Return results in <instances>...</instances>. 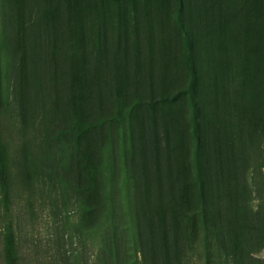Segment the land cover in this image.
Wrapping results in <instances>:
<instances>
[{
  "label": "rangeland",
  "instance_id": "obj_1",
  "mask_svg": "<svg viewBox=\"0 0 264 264\" xmlns=\"http://www.w3.org/2000/svg\"><path fill=\"white\" fill-rule=\"evenodd\" d=\"M24 2L32 19L26 41L44 44L39 87L26 91L37 119L30 131L66 129L74 117L87 130L72 171L51 163L30 187L12 183L9 205L0 184V249L13 216L28 264H96L97 235L76 227L80 204L94 221L107 189L118 209L116 164L125 162L129 209L141 230L137 264H264V0H183L184 27L177 0ZM190 87L199 105L208 231ZM113 115L124 117L125 156ZM20 128L17 107L4 108L0 136L11 152ZM107 171L115 173L111 185L100 179ZM75 181L80 192L71 189Z\"/></svg>",
  "mask_w": 264,
  "mask_h": 264
},
{
  "label": "trees",
  "instance_id": "obj_2",
  "mask_svg": "<svg viewBox=\"0 0 264 264\" xmlns=\"http://www.w3.org/2000/svg\"><path fill=\"white\" fill-rule=\"evenodd\" d=\"M179 23L184 27L182 21L183 0H177ZM23 5H26L24 0H0V114L6 107H17L21 120L22 140L15 152H11L7 142L0 136V164L6 163V166L0 167V184L5 197H7L9 205L12 200L11 185L12 183H20L26 189L33 184V180H39L47 171V166L51 163L62 168L64 172H70L72 168V159L75 149L78 148L80 136L87 130V124L79 121L77 118H72L68 128L48 132L47 130L42 135L32 134L31 127H35L36 116L30 118L29 112L34 109L29 108V99L26 96V91L32 87L38 88L35 66L39 59L44 44L39 42L28 43L27 36L30 33L32 26L31 16L26 17L27 13H22ZM31 12L30 8H25ZM186 31L187 51L191 50L193 45L192 34ZM34 45L37 46V51L32 53ZM189 56V54H188ZM188 66L192 74L193 82L196 79L195 63L192 57H188ZM191 103L193 106V122L194 132L197 142V179L199 182V193L201 198V213L203 214L204 228L207 230L206 222V195L204 185L203 161L201 159L200 145V119L199 105L193 93L192 87L189 89ZM151 107L154 108L153 103ZM117 114L120 112L117 111ZM120 123V132L123 135L121 141L120 154L125 156L123 118L116 115L112 116ZM42 122L39 126L42 127ZM54 149V150H53ZM122 169V197L119 208L113 201L112 192L104 190L105 202L102 203L101 209L97 213V217L87 219L86 214L90 212V207L80 204L83 207L79 223L76 225L83 233L97 235L98 244L95 247L97 254L96 264H137L135 254L138 253V244L141 240V230L139 222L130 211V192L128 190V179L130 172L127 163L118 165ZM106 170V166L100 168ZM77 173V171H76ZM78 174V173H77ZM102 176V173L100 174ZM73 176H75L73 171ZM100 179L102 183L111 185L115 176L114 172L107 173ZM64 182V180L62 181ZM64 185H68L64 182ZM80 184L75 181L71 185V189L80 192ZM92 188V186L90 187ZM110 203L108 204V201ZM121 206L123 208H121ZM99 208V207H98ZM97 208V209H98ZM117 211V212H116ZM85 212V213H84ZM126 214V217L124 216ZM11 216V215H10ZM134 220L133 235H129V223ZM128 221V225L126 224ZM6 226L2 228V246L0 255L2 264H28L26 261V250L24 249V236L22 229L15 227L14 218L11 216L6 221ZM208 231V230H207ZM96 239V238H95ZM249 263V262H248ZM75 264V263H73ZM247 264V263H246Z\"/></svg>",
  "mask_w": 264,
  "mask_h": 264
}]
</instances>
